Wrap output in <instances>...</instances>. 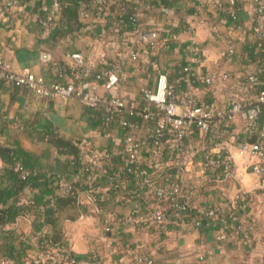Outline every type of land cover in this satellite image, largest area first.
Instances as JSON below:
<instances>
[{
	"label": "crops",
	"instance_id": "1",
	"mask_svg": "<svg viewBox=\"0 0 264 264\" xmlns=\"http://www.w3.org/2000/svg\"><path fill=\"white\" fill-rule=\"evenodd\" d=\"M53 1L19 0L17 5L6 6L0 0V55L10 62L13 70L26 69L50 80V61H65L71 52L81 53L97 66L103 61L116 59L123 63L120 79L111 87L97 81L96 93L121 95L139 104V89L143 86L154 88L159 73L164 72L168 81L175 83L177 69L187 60L185 46L188 33L184 30L187 24L193 28L200 43L204 66L230 71L244 67V72L264 69V51L258 48L256 51L255 35L250 28L251 15H254L250 0H238V19L235 22L216 12L215 5L229 9L226 0H175L173 3L168 0H137L135 23L117 14L118 3L124 0H108L103 9L95 7L92 0H56L59 5L51 22L41 26L38 23L43 15L41 8L50 6ZM213 23H217L223 36L237 37V51L231 61L222 56L223 39H217L210 32ZM238 23L246 29L244 37L235 25ZM139 30H155L159 39L169 40L165 46L152 48L138 38ZM172 35L176 38H171ZM136 50L139 53L133 55ZM44 54L50 56L49 61H42ZM196 92L202 94L203 90ZM214 94L217 100L223 99V94ZM253 96L254 89H251L247 97ZM121 117L135 122L138 127L124 129L118 119L106 123L100 109L83 104L73 96L43 99L26 88L0 86V143L18 141L24 149L38 155L42 162L55 165L59 173L64 174L70 169L69 177H72L69 161L73 156L58 150L52 141L55 136L72 142L88 154L94 149L106 148L112 155L109 169L118 172L122 184L123 200L119 201L116 213L124 218L123 224H113L112 232L119 228L120 236L134 248H126L120 254L113 251L118 235L113 238L103 233L102 221L84 195L82 202L86 213L75 221L64 223L69 249L76 254L99 249L101 264H125L121 258L129 256L137 248L148 253L153 264H252L264 247V189L258 187L256 175L239 165L236 180L197 186L188 197L190 204L197 208L225 205L236 188H241L247 193V208L240 216L242 225L244 227L250 218L256 221V228L251 233L254 238L251 246L244 243V230H231L224 238L216 239L215 219L203 226L182 222L158 236L152 223L135 222L136 217H130L135 206L142 204V207L149 208L155 201L148 198L142 203L138 199V195L145 194L144 177L125 171L118 153L124 147L127 135L149 138L154 120L129 117L125 113ZM261 118L264 119V108ZM139 165L149 176L164 182H170L177 176V166L171 164L167 154L153 155L143 148ZM189 176L192 174L184 177L188 183L191 180ZM108 184L103 179L98 188L107 192ZM32 223L30 225L29 221L23 220L19 225V230L28 234L26 237L34 245L24 264H39V261L44 264V255L39 253L32 236V229H38L40 219H33ZM37 258L39 260L35 261ZM31 259H34L33 263ZM4 263L0 260V264Z\"/></svg>",
	"mask_w": 264,
	"mask_h": 264
},
{
	"label": "built area",
	"instance_id": "2",
	"mask_svg": "<svg viewBox=\"0 0 264 264\" xmlns=\"http://www.w3.org/2000/svg\"><path fill=\"white\" fill-rule=\"evenodd\" d=\"M6 6L17 5L19 0H2ZM137 2V0H134ZM252 11L251 31L255 35V47L264 51V0H250ZM98 9H103L106 0H94ZM231 15V22L238 19L235 0H226ZM58 9L54 0L50 6L41 8L42 17L38 20L41 26H46L52 20ZM135 22V18L132 19ZM244 37L243 24H235ZM188 33L186 42L187 60L177 69L175 83L168 81L167 75L161 72L157 75L154 88L143 86L139 89L141 102L129 101L121 95H99L95 91V83L102 81L106 87L114 85L122 73V61L109 60L101 62L97 70L96 64L79 52L67 54L65 62L73 71L72 79L65 82H48L42 75H36L29 70L15 71L10 62L0 55V79L8 84L22 86L34 95L43 99L60 97H76L81 103L103 112L104 122L118 119L124 129H134L138 125L127 118L139 117L144 120H154L149 138L125 137L124 147L118 151L122 157L123 168L128 173L144 177L145 194L138 199L146 202L152 198L155 202L149 207L135 206L130 211V217L135 222L154 223L161 232L168 231L169 224L177 223L180 211L190 209L189 195L211 176H216L215 183L237 179V167L251 171L256 175L257 185L264 189V119L261 114L264 108V87L254 93L252 98L247 93L254 85L264 86V69L245 71H230L222 68H210L203 65V53L200 43L194 36L190 24L184 27ZM210 32L217 39H223L225 46L222 56L231 61L236 54L237 37L223 36L217 23L210 25ZM138 38L145 40L152 48L165 46L168 39L158 38L155 30L138 31ZM171 38H176L172 35ZM139 52L133 51V55ZM50 56L44 54L42 61H49ZM54 72L60 73V66L55 65ZM196 90H203L202 94ZM223 94L222 100H217L214 93ZM236 125L238 127L236 128ZM146 148L153 155L167 154L171 164L177 166V176L170 182H164L149 176L140 168V150ZM111 155L106 148L94 149L90 154L82 153V168L84 171L98 167L100 159ZM195 173V174H194ZM190 182H186L185 175ZM98 174H93L95 178ZM119 178L118 172L111 176L112 180ZM209 184H206L208 186ZM247 200L241 188H236L225 205H204L198 211L205 217H216V239L226 236L229 229L236 227L244 230V243L251 246L256 221L250 218L242 225L240 216L245 214ZM145 211V212H143ZM130 218V219H131ZM113 213H107L102 221V227L107 228L116 222ZM190 225L198 226L194 220ZM45 256V255H44ZM94 259L101 264V255L94 254ZM45 259V257H43ZM125 264H153V259L143 251H132L129 256L122 257ZM37 258L35 261H38ZM62 264H76L74 259H65ZM252 264H264V247Z\"/></svg>",
	"mask_w": 264,
	"mask_h": 264
},
{
	"label": "trees",
	"instance_id": "3",
	"mask_svg": "<svg viewBox=\"0 0 264 264\" xmlns=\"http://www.w3.org/2000/svg\"><path fill=\"white\" fill-rule=\"evenodd\" d=\"M157 1L165 2L166 0ZM174 1L168 0L169 3ZM107 2L108 0H106L104 7ZM137 3L134 0L119 2L117 14L123 15V18H127L131 23H135L136 20L133 22L132 19L135 18L138 9ZM60 4L62 6V3ZM234 7L237 11L239 8L238 0H235ZM215 9L217 13L222 15H231V11L224 5H215ZM50 62V80L46 81L65 82V79L74 77L73 71L67 67L65 61L51 60ZM55 65L60 66V76L58 72L53 71ZM98 68L99 66L96 65L94 70ZM0 86L22 87L8 84L1 79ZM262 87L264 86L260 84L254 85V93ZM52 141L58 150L65 151L73 156L69 161L72 177L68 176L70 169L67 172L65 171L64 174L59 173L55 165L42 162L38 155L24 149L18 141H13L10 144L0 143V260L1 262L5 261L4 264H24L25 258L28 257V253L34 245L26 237L28 234L26 235L19 230V225L23 220L29 221L31 225L33 219L36 218L40 219V225L38 229H32V236L35 238V246L39 253L45 255L44 264H62L65 259L70 258L74 259L76 264H99L93 257L94 254L101 252L99 249L93 248L83 254L73 253L69 249L64 232L65 222L75 221L86 213L82 202L84 195L89 199L93 211L101 221L104 220L107 213H113L115 219H117L116 222L123 224L124 218H120V215L116 213L119 201L123 200L121 198L122 184L121 178L111 179V176L115 174V171L109 169L112 155L107 159L101 158L98 168L84 171L81 164L82 149L58 136H55ZM93 174L98 175L90 179ZM215 178V175L211 176L209 180L203 182V185L213 184ZM103 179L109 182L107 192H103L98 188ZM245 199H247V193H245ZM198 208L190 205V209L187 211H180L177 223L169 224L167 230L171 226L182 222L190 225L194 220L199 221L198 226H203L206 222L216 218L214 216H203ZM114 223L107 225V228L103 227V233L106 236L114 238L115 235H118L113 251L120 254L126 248H134V245H128L125 239L120 236L122 232H119V228L116 229V232H112ZM152 225L155 227L158 236L167 232H161L154 223ZM118 227L121 228V226ZM231 230L242 231V229L237 230L236 227L228 231ZM244 230L246 231L245 228ZM139 249L137 248V250ZM139 251L145 252L143 249ZM30 262L33 263L34 259H31ZM41 263L39 261V264Z\"/></svg>",
	"mask_w": 264,
	"mask_h": 264
}]
</instances>
